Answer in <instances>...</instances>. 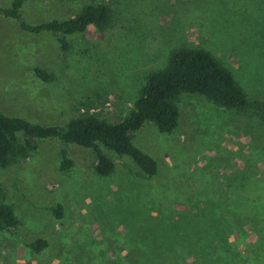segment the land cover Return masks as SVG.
<instances>
[{
	"label": "rangeland",
	"instance_id": "1",
	"mask_svg": "<svg viewBox=\"0 0 264 264\" xmlns=\"http://www.w3.org/2000/svg\"><path fill=\"white\" fill-rule=\"evenodd\" d=\"M87 4L107 6L108 26L65 36V50L0 15L2 114L45 126L85 112L117 122L178 48L209 52L249 101L264 100V0H26L20 17L62 20ZM174 105L171 133L145 123L131 137L155 161L151 177L104 148L115 168L99 176L91 151L30 140L26 158L0 168L16 219L0 232V264H264V128L197 94ZM60 149L73 161L64 171ZM38 238L47 245L35 253L27 245Z\"/></svg>",
	"mask_w": 264,
	"mask_h": 264
},
{
	"label": "trees",
	"instance_id": "2",
	"mask_svg": "<svg viewBox=\"0 0 264 264\" xmlns=\"http://www.w3.org/2000/svg\"><path fill=\"white\" fill-rule=\"evenodd\" d=\"M26 0H11L0 15L12 19L20 30L32 34L42 32L57 37L62 50L67 49L65 36L82 34L90 27L103 31L109 23V9L104 4H87L69 18H55L30 25L20 17V9ZM38 81L46 83L50 75L39 68L29 70ZM197 94L264 128V100L249 101L231 74L203 49L178 48L169 52L165 67L149 73L130 109L117 122L110 123L96 114L82 113L70 118L63 126L32 124L23 118L10 117L0 112V168L15 164L35 149L32 139H57L63 144H74L91 151L93 172L99 176L109 175L115 163L107 159L102 148L117 156H126L148 177L156 173V163L136 148L131 137L140 127L149 123L159 133H171L176 127L178 113L174 105L181 94ZM58 169L64 171L73 166L60 149ZM0 188V232H10L16 225L11 208L2 203ZM56 219L61 217V207L51 208ZM47 243L36 239L27 246L38 253Z\"/></svg>",
	"mask_w": 264,
	"mask_h": 264
}]
</instances>
